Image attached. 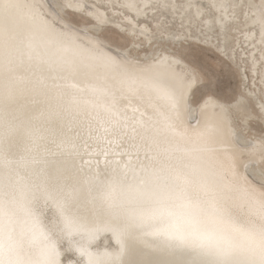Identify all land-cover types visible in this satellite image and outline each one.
Segmentation results:
<instances>
[{
    "label": "snow or ice",
    "instance_id": "obj_1",
    "mask_svg": "<svg viewBox=\"0 0 264 264\" xmlns=\"http://www.w3.org/2000/svg\"><path fill=\"white\" fill-rule=\"evenodd\" d=\"M100 7L140 13L0 0V264H264V145L202 124L199 73L113 49Z\"/></svg>",
    "mask_w": 264,
    "mask_h": 264
},
{
    "label": "rangeland",
    "instance_id": "obj_2",
    "mask_svg": "<svg viewBox=\"0 0 264 264\" xmlns=\"http://www.w3.org/2000/svg\"><path fill=\"white\" fill-rule=\"evenodd\" d=\"M90 1L88 0L86 3H96L97 2L96 5H98V6L103 5L104 3H105L104 5H107V4L119 5L115 1L112 4L109 3V2H111L110 0H105V1L104 0H100V1L94 0L95 2H93V1L90 2ZM176 1L177 2H183L184 0H176ZM209 1L210 0H206V1L205 0L204 1L199 0V2H202L204 4H206ZM258 1H260V0H258ZM100 8L104 9L106 11V13L108 12L107 15L110 13L111 15L109 14V16H111V18L113 20H116L118 22L120 21V23L123 25V26H120L119 24L117 25V23H115V22H109V23H107L108 25L106 23L105 24L103 23L105 26L101 24V29H100L101 38L103 37V39L107 40L109 43L107 41L106 42L109 45H111V47H117L119 49L120 48H127V49L129 48L128 49L129 52L134 54V55L136 54L137 57L139 58L138 60L140 62H145L146 61L145 59H147V57L151 56L152 50L153 51H155L156 49L162 50L163 48H166L167 51L169 50V52L171 50V52H170L171 54L176 53L178 56L180 55L179 57H181V60H182L181 63H183L185 65L187 64V66L192 68V69L194 68L199 73V75H201L200 76L201 82L196 86L194 85L192 92H191V96H192V100H193L194 104L199 103L200 106H202L201 104H204L210 98L217 99V100H219L225 104H229V105L231 104V109H230L231 111L230 112H231V115H233L232 116V123L238 130V132L236 133V131H235L234 135H233L235 137L234 138L235 141H237V143L236 142L233 143L234 147L236 146V148H238V147L240 149L242 148V150L247 149V147L251 148L253 145L256 144L257 137L258 138L259 137L264 138V122H263L264 121V116H263L264 113H263V109L261 108L264 105V96H263V94H264V92H263L264 91V83H262V78H261V73H262L264 62H263V60H262V62L260 61L261 60L260 53L262 52L264 54V47H263L264 45L262 44L263 45L262 46L261 43L257 40V38H256V40H255V38H253L250 42L246 43V41H245L246 40L245 39L246 33H244V32H246V29L239 27V22L241 23L242 16H239L236 18V21H235L236 25L234 24V20H233L235 18L232 17L233 19L231 21L232 26H231L230 32L234 35L233 38H235V39L237 38L238 44H239V45L237 44V46L234 49L235 54H232L233 52L231 49L229 50L227 47H225V48L220 47L222 38H221V35H220L217 28H215L213 30L210 37L206 36V33L204 32L205 31V25H204L205 19L199 18V20L196 23V26H192L191 29L188 30V29H185L183 26H181L180 25L181 23H179V22L174 23V22H168L167 20L161 19V21L159 20L160 24H159V22H157V24H156L154 22L155 18H158V17H156L157 14H155L156 11L151 13V11L148 10L150 12H147L146 15L136 19L138 22H140V21H144L145 23L147 22L149 27L153 30V34L156 35V37L153 38L150 42H146L145 38L142 35L134 38L133 34L129 33L128 28L130 27L131 24L129 25V23H128L129 19L126 17V14L134 15V13H131L130 11H128L124 7H115V8L114 7H110V8L100 7ZM116 10H117V13L115 12L116 14H114V11H116ZM118 13H119V15H118ZM209 13L212 14L215 12L212 11V13H211V10H210ZM124 15H125V17H124ZM134 18H136L135 15H134ZM163 21H165V22H163ZM79 23L91 25V24H94L95 22L93 20L91 21V19H88L86 17H80ZM124 23H128V25L127 24L125 25ZM106 25H107V27H106ZM162 26L164 29L162 28ZM110 27H112V28H110ZM159 28H160V30H159ZM236 28H239L237 30H239L241 33L239 31H237ZM122 31L124 33H122ZM181 31H183V32L181 33ZM167 32H171L172 34L173 33L182 34L181 36L184 35L185 38L183 40H175L174 41V39H170L169 37L166 36ZM235 34H236V36L238 35V37H236ZM197 36H199L198 39L195 38ZM201 37H204V38L207 37L206 38L207 42L206 43L203 42L201 40ZM143 39L145 41H143ZM138 40H139V43H136V41L138 42ZM182 41H184V42H182ZM252 42H255L256 44L252 43ZM257 42H259V43H257ZM163 43H165V44H163ZM184 43H185V45H184ZM240 43H241V45H240ZM166 44H167V46H166ZM207 44H209V45H207ZM257 44H259V45H257ZM115 45H117V46H115ZM135 45L138 48H136ZM145 45H146V47H145ZM252 45H253V47H251ZM176 46H177V48H176ZM211 46H213V47H211ZM257 46L258 47L262 46L263 49H262V47H260L258 50H256ZM150 47H154V48H150ZM170 48H172V49H170ZM175 48H176V50H175ZM240 48H242L243 50L242 49L240 50ZM252 49H254V50H252ZM219 50H220V52H219ZM230 51H231V53H230ZM251 51H254V52L256 51L254 53V57H253L257 61L256 71H253L251 69L253 67V65L251 64L252 58H250V57H252L251 55H253ZM240 52H241V54H240ZM221 53H223V55ZM262 53H261V55H262ZM183 55H184V57H183ZM143 56L144 57L146 56V57L144 58ZM243 56H244V58H243ZM142 58L145 61L142 60ZM183 60H184V62H183ZM246 61H247V63H246ZM243 70H245V71H243ZM242 72H244V73H242ZM253 73H256V76ZM244 80H245V82H244ZM257 80H259V83ZM255 81H256V83H255ZM256 85L258 86V88ZM244 87H246V88H244ZM247 87H248V89H247ZM260 90H262V91H260ZM250 91H251V93H250ZM253 91L256 94H253L254 93ZM241 95L246 96V99L243 101V104H244L243 108L246 109L247 107H249L246 110L234 109L235 106L233 105V103L237 99H239ZM249 95L250 96L254 95V96L250 97ZM256 96H257V98H260V100L257 101ZM255 101L258 103L256 104ZM247 103H249V105ZM260 104H261V107H260ZM257 105H258V107H257ZM232 109H234V111ZM261 110H262V112H260ZM242 112H244V113L242 114ZM248 112H253L257 115L255 118H254V116L253 117L250 116L248 119L249 123L248 122L246 123L245 121H243L242 116H244V114L248 113ZM260 121H262V122H260ZM258 122H259V124H258ZM251 128H253V130ZM256 131L258 133H254ZM260 133H262V134H260ZM240 136H244L246 141L241 142L239 140ZM253 140H255V141H253ZM247 143H249V144H247ZM262 143L264 144V141H262ZM236 144H238L239 146ZM240 146H242V147H240Z\"/></svg>",
    "mask_w": 264,
    "mask_h": 264
},
{
    "label": "bare ground",
    "instance_id": "obj_3",
    "mask_svg": "<svg viewBox=\"0 0 264 264\" xmlns=\"http://www.w3.org/2000/svg\"><path fill=\"white\" fill-rule=\"evenodd\" d=\"M53 3H56L57 0H52ZM88 0H83L84 3H86ZM90 1V0H89ZM93 2H95L94 0H91ZM90 1V2H91ZM100 1V0H99ZM105 1V0H104ZM103 1V2H104ZM111 2L109 3H114L117 2L119 5H123L125 3H129V2H134L137 4V6L140 8V13L138 14L136 11H133L132 9H128L126 8L128 11H130L131 13H134L135 17L134 18V15H130V14H126V17L132 21V24L130 25V27L128 28L129 30V33L130 34H133L134 38L135 37H139V36H143L146 40V42H150L153 38L156 37V35L153 34V30L149 27V25L147 24V22L145 23L144 21H140L138 22L136 19L139 18V17H142L144 15H146L147 12H155L156 17L158 18H155V23L157 24V22H159V20L161 21L162 20H167L168 22H174V23H181L180 25L183 26L185 29H188L190 30L192 26H196V23L197 21L199 20V18H202V19H205V21H212V20H215L217 21V23H214L213 24V27H212V30L209 31L208 27L205 26V33H206V36H211V33L213 32V30L215 28L218 29L220 35H221V45L220 47H227L229 50L231 49L232 50V54H235L234 52V49L235 47L237 46L238 44V40L237 38H233V34L230 32V29H231V26H232V17H234L235 19L234 20V24H235V21H236V18L239 17V16H242V21L241 23L239 22V27L241 28H244L246 29V37H245V41L246 43L247 42H250L253 38H257V40L261 43V45L263 44L264 45V29L261 28V20H262V12H261V4L262 2H264V0H210L209 2H207L206 4L202 3V2H199V0H184L183 2H177L176 0H110ZM113 1V2H112ZM204 1V0H203ZM206 1V0H205ZM21 3H30L32 2V0H20ZM97 3V2H96ZM95 3V4H96ZM107 3V2H106ZM147 3L149 6L147 8H144L143 5ZM105 4V3H104ZM103 4V5H104ZM162 4H168V5H174L173 7H161L160 5ZM107 5H110V4H107ZM114 5V4H113ZM189 5H191V7H189ZM212 5H215L216 7L213 8ZM223 6V7H220V6ZM115 8V7H114ZM197 8H199L200 12H199V16H197ZM119 9V8H118ZM150 10V11H148ZM211 10V13L212 11H214L215 13H212L210 14ZM99 11L101 12H104L105 13V16H106V22H104V24L106 23H109V22H115L117 23V25L119 24L120 26H123L120 21H116V20H113L111 18V16H109V14L107 15L106 11L102 8H99ZM113 11V10H112ZM110 12V11H109ZM117 13V10L114 11V14ZM246 12V13H245ZM125 13V12H124ZM113 14V15H114ZM111 15V14H110ZM119 15V13H118ZM122 17V16H121ZM125 17V15H124ZM123 17V18H124ZM146 17V16H145ZM221 17H225L223 20L221 19ZM87 18V17H86ZM127 19V20H128ZM151 19V18H150ZM239 19V18H238ZM92 21V20H91ZM165 22V21H163ZM204 22V21H203ZM202 22V23H203ZM102 24V25H104ZM125 25L128 23H124ZM150 24V23H149ZM160 24V22H159ZM238 24V23H237ZM93 24L91 25H86V24H80V26H88V27H91ZM108 25V24H107ZM106 25V27H107ZM112 25V24H111ZM166 25V24H165ZM205 25V23H204ZM236 25V24H235ZM105 26V25H104ZM238 26V25H237ZM116 27V26H115ZM114 27V28H115ZM153 27V26H152ZM112 28V27H110ZM163 28V26H162ZM100 29H101V26H100ZM121 29V28H120ZM164 29V28H163ZM200 29V28H199ZM239 29V28H236V30ZM116 30V29H115ZM122 30V29H121ZM160 30V28H159ZM239 31V30H237ZM183 31H181L182 33ZM240 32V31H239ZM238 32V33H239ZM122 33H124L122 31ZM128 33V32H127ZM200 33V32H199ZM241 33V32H240ZM101 35V34H100ZM173 35H178V36H181L182 34H178V33H171V32H167L166 36L167 37H171ZM245 35V34H244ZM131 36V35H130ZM236 36V34H235ZM184 37V35H183ZM193 37V36H192ZM238 37V35L236 36ZM241 37V36H240ZM103 38V37H102ZM168 38V39H169ZM195 38H199V36L195 37ZM207 38V37H206ZM108 39V38H107ZM240 39V38H239ZM242 39V38H241ZM129 40V39H128ZM140 40V39H139ZM139 40L138 42L136 41V43H139ZM143 39V41H145ZM107 41V40H106ZM110 41V40H109ZM133 41V40H132ZM157 41V40H156ZM169 41V40H168ZM167 41V42H168ZM175 41V39H174ZM187 41V40H186ZM108 42V41H107ZM162 42V41H161ZM166 42V43H167ZM171 42V41H170ZM173 42V41H172ZM184 42V41H182ZM188 42V41H187ZM190 42V41H189ZM195 42V41H194ZM210 42V41H209ZM257 42V43H259ZM109 43V42H108ZM141 43V42H140ZM199 43V42H198ZM197 43V44H198ZM245 43V42H244ZM252 43H255V42H252ZM116 44V43H115ZM134 44V43H133ZM165 44V43H163ZM177 44V43H176ZM193 44V43H192ZM191 44V45H192ZM202 44V43H201ZM213 44V43H212ZM251 44V43H250ZM256 44V43H255ZM178 45V44H177ZM183 45V44H182ZM185 45V43H184ZM209 45V44H207ZM239 45V44H238ZM241 45V43H240ZM259 45V44H257ZM262 45V46H263ZM117 46V45H115ZM139 46V45H138ZM152 46V45H151ZM154 46V45H153ZM167 46V44H166ZM247 46V45H246ZM260 46V47H262ZM127 47V46H126ZM136 47V45H135ZM146 47V45H145ZM165 47V46H164ZM213 47V46H211ZM239 47V46H238ZM241 47V46H240ZM253 47V45L251 46ZM260 47L257 46V49L258 50ZM264 47V46H263ZM262 47V49H263ZM113 49H118V50H127L129 52V48H117V47H112ZM138 48V47H136ZM150 48H154V47H150ZM160 48V47H159ZM177 48V46H176ZM175 48V50H176ZM246 48V47H245ZM256 48V47H255ZM145 49V48H144ZM148 49V48H147ZM172 49V48H170ZM184 49V48H183ZM242 48H240L241 50ZM138 50V49H137ZM143 50V49H142ZM151 50V49H150ZM225 50V49H224ZM243 50V49H242ZM245 50V49H244ZM251 50V49H250ZM254 50V49H252ZM261 50V49H260ZM181 51V50H180ZM262 51V50H261ZM145 52V51H144ZM148 52V51H147ZM171 52V50H170ZM169 52V50L167 51L166 48H163L162 50H158L156 49L155 51L152 50V54L151 56L147 57V59H143L145 62H140L141 64H152L155 62V59L158 58L160 56V54H163L164 56L166 57H169L175 61H179L181 62V57H179L176 53L175 54H171ZM220 52V50H219ZM250 52V51H249ZM253 55H251L252 57V60H251V64L253 65V67L251 68L253 71H256V64H257V61L256 59H254V51H251ZM130 53V52H129ZM134 53V52H133ZM137 53V52H136ZM231 53V51H230ZM247 53V52H246ZM262 53V52H261ZM260 53V56H261V62L263 60L264 62V54L262 53L261 55ZM131 56L135 59H139L137 57V55L135 54H132L130 53ZM141 54V53H140ZM179 54V53H178ZM241 54V52H240ZM245 54V53H244ZM258 54V53H257ZM145 55V54H144ZM147 55V54H146ZM246 55V54H245ZM244 55V56H245ZM229 56V55H228ZM238 56V55H237ZM243 56V58H244ZM247 56V55H246ZM259 56V55H258ZM144 57V56H143ZM146 57V56H145ZM144 57V58H145ZM184 57V55H183ZM186 57V56H185ZM233 58V57H232ZM235 58V57H234ZM141 59V58H140ZM237 59V58H236ZM249 59V58H248ZM186 61V60H185ZM230 61V60H229ZM242 61V60H241ZM184 62V60H183ZM243 63V62H242ZM247 63V61H246ZM192 64V63H191ZM261 64V63H260ZM264 64V63H263ZM187 65V64H186ZM193 65V64H192ZM247 65V64H246ZM196 66V65H195ZM248 66V65H247ZM239 67V66H238ZM190 68V67H189ZM241 68V67H240ZM194 69V68H193ZM163 71V69H161ZM198 70V69H197ZM248 70V69H247ZM250 70V69H249ZM176 71H180L179 68H176ZM245 71V70H243ZM260 72V71H259ZM244 73V72H242ZM252 74V73H251ZM255 74L256 76V73H253ZM259 74V73H258ZM245 75V74H244ZM201 76V75H200ZM247 76V75H246ZM251 76V75H250ZM252 78V77H251ZM261 78H262V83H264V65H263V69H262V73H261ZM204 79V78H203ZM246 80V79H245ZM244 80V82H245ZM253 80V79H252ZM255 80V79H254ZM261 80V79H260ZM258 83H259V80H257ZM249 83V82H248ZM256 83V81H255ZM259 85V84H258ZM263 85V84H262ZM196 86V85H195ZM257 86V85H256ZM260 87V86H259ZM262 87V86H261ZM246 88V87H244ZM253 88V87H252ZM258 88V86H257ZM248 89V87H247ZM251 90V89H250ZM262 91V90H260ZM248 92V91H247ZM254 92V91H253ZM252 92V93H253ZM264 92V91H263ZM251 93V91H250ZM253 94H256L255 92ZM260 94V93H259ZM250 96V95H249ZM251 96H254V95H251ZM250 96V97H251ZM264 96V94H263ZM211 97V96H210ZM209 97V98H210ZM257 98V96H256ZM246 99V96L245 95H241L239 99H237L233 105L235 106L234 109H238V110H246L244 109V104H243V101ZM248 99V98H247ZM257 101L260 100V98H257L256 99ZM249 101V100H248ZM256 102V101H255ZM258 102H256L257 104ZM249 105V103H247ZM262 104V103H261ZM261 104H260V107H261ZM201 111H200V114H199V118L202 122V124H210V125H221L223 127V130H224V140L226 141L227 144H230L231 146H233V143H237V141H235V137L233 136L234 135V132L236 131V133L238 132L237 128L233 125L232 123V116L231 115V104H225L217 99H214V98H210L207 100V102H205L204 104H201ZM258 107V105H257ZM263 109V113H264V105L261 107ZM234 109H232L234 111ZM251 109V108H250ZM249 110V109H248ZM236 112V111H235ZM262 112V110L260 111ZM244 112H242L243 114ZM240 115V114H239ZM257 114L253 113V112H248V113H245L243 117V121H245L246 123L248 122V119L250 116H254V118L256 117ZM264 116V115H263ZM235 117V116H234ZM237 117V116H236ZM238 119V118H237ZM257 119V118H256ZM262 119V118H261ZM263 120V119H262ZM223 122V123H222ZM237 122V121H236ZM262 122V121H260ZM264 122V121H263ZM249 123V122H248ZM239 124V123H238ZM259 124V122H258ZM189 126H193L190 122H189ZM248 127V126H247ZM239 128V127H238ZM242 129V128H241ZM245 129V128H244ZM249 129V128H248ZM253 130V128H251ZM240 130V129H239ZM247 131V130H246ZM254 133H258L257 131L254 132ZM247 134V133H246ZM262 134V133H260ZM246 136V135H245ZM249 136V135H248ZM247 136V137H248ZM252 137V136H251ZM255 137V136H254ZM250 138V137H249ZM263 137H257V140H256V144L253 145L251 148L247 147V149H244V151H248V152H255L257 154V159H259V152L261 150V146L264 145L262 143V141H264V139H262ZM237 140V139H236ZM239 140L241 142H245L246 139L244 136H240ZM255 141V140H253ZM240 142V143H241ZM250 142V141H249ZM77 143H79V141H77ZM249 144V143H247ZM246 144V145H247ZM238 145V144H236ZM239 146V145H238ZM245 146V145H244ZM249 146V145H248ZM234 147V146H233ZM236 147V146H235ZM242 147V146H240ZM239 148V147H238ZM244 148V147H243ZM242 149V148H241ZM84 159L85 160H88L89 157L88 156H84ZM249 179H251L249 177ZM257 179H259V176H257ZM255 183V181H254ZM51 215V213H49V216ZM97 243L101 246V247H104V246H108V247H111L113 244H114V241L111 239L110 237V234H105L103 236H101L99 238V240L97 241Z\"/></svg>",
    "mask_w": 264,
    "mask_h": 264
}]
</instances>
